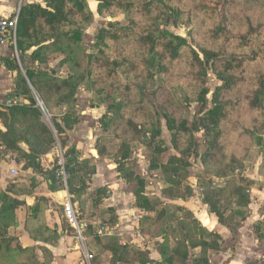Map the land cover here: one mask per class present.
<instances>
[{"label": "trees", "instance_id": "16d2710c", "mask_svg": "<svg viewBox=\"0 0 264 264\" xmlns=\"http://www.w3.org/2000/svg\"><path fill=\"white\" fill-rule=\"evenodd\" d=\"M171 0H95L96 14L99 16H112L114 13H122L127 18L126 24L108 22L99 29L93 44L94 52L85 53L87 58V69L79 72L81 68V56L77 53L82 43L83 29L93 20V14L89 10L86 0H42V3L21 5L18 15L16 51L22 71L15 60L2 59V63L9 71L17 73L14 80V94L24 101V104L3 107L0 113L8 120L5 133L0 132V141L5 150L13 154L14 159L23 163L24 169H31L34 173L41 175L47 182L51 192L65 191L64 184L58 178V158L56 157L50 168L41 166V158L56 150L59 146L64 161V170L68 174L66 189L71 197L72 205L76 204V219L80 221L83 217L82 208L86 207V201L91 200L92 209L90 213L98 210L108 195L106 188H98L88 192V183L94 174L95 166L89 159H82L79 151L74 146H67V132L78 124L75 112L76 94L80 84L90 77L91 67H107L111 65L113 70L119 66L116 61L108 62L105 51L109 43H117L124 39L132 38L137 46L146 53L142 64L146 66L147 81L151 86L154 73L163 71V62L180 60L185 50L188 51L187 59L189 66V77L195 83L196 101L199 104L196 116L188 124L186 120L177 123L176 119L166 108L154 106L151 102L153 114H150L148 124L137 125L128 120L126 127L131 131L133 138L148 148L150 153L149 169L161 171L166 188L164 195L168 200L185 201L191 196L192 189L185 186L186 193L175 190L182 186L183 179L187 177L191 164L188 159L198 158L203 165H209L217 159L221 152L220 139L222 136L221 125L226 118V108L229 102L222 100V93L230 91L239 83L240 79L235 75L236 71L244 65L242 57L229 48L219 49L202 48L199 52L190 48L186 40L166 29L169 21L178 25L180 11L171 6ZM240 0H202L195 10L200 13L219 17L218 26L211 30L212 37L218 41L227 31L228 20L226 11ZM115 13V14H116ZM140 16L144 22L138 23L135 19ZM142 24V25H141ZM263 26L254 28L249 22L247 31L238 37L239 46L249 47L253 38L261 35ZM135 29H139L137 32ZM231 47V46H230ZM30 51V52H29ZM27 52H29L27 56ZM53 52L54 56L61 57L60 66H69L65 77H57L50 71L34 70L24 67L26 62L44 63L47 60L46 53ZM27 57V59H25ZM120 63H125L123 60ZM208 73H211L219 83L211 94V107L207 108V96L210 91L207 86ZM114 72H109L113 76ZM138 85L139 91L146 90V83ZM144 97V96H143ZM188 99L185 98V101ZM53 101V102H52ZM37 102H40L43 111L51 114V127L43 121V112ZM53 103V104H52ZM53 105L56 112L51 113ZM250 109L261 110L264 108V73L258 76L256 88L251 93L248 102ZM123 102L119 100L116 104H110L107 110L114 111L113 118L102 117L100 124L107 129L115 119H121ZM164 120L167 131L171 135V144L176 155H168L167 147L160 139L161 121ZM203 135V142L198 143L195 135ZM254 143L263 147L264 136L249 133ZM25 145L27 152L23 151L21 145ZM99 156H106V149H99ZM130 150L125 141L120 144V149L112 162L115 165L117 177L126 186H131L130 192L134 197V206L143 212L140 219V231L148 230L152 224L160 225L157 232L152 234L156 237L161 234L171 235L176 240L175 250L169 253L167 250L161 252V264H174L184 262L187 257L185 241L188 240L190 247H200L202 252L219 251L221 237L214 232L204 229L193 214L187 209L176 207H165L157 210L158 200H151L145 194L144 179L133 170V164L129 161ZM220 161V160H219ZM225 161L224 164L222 162ZM223 165V166H222ZM223 168L215 170L216 178H227L233 176L235 170L240 169L235 158L226 160L221 156ZM237 166V169L236 167ZM234 182L230 188L228 199L236 201L232 209L229 205L224 206L221 199V188H208L201 194V203L206 207L207 213L213 215L216 221L226 227L233 238L237 229L249 216L248 187L254 184L252 180H244L242 184ZM225 198V197H224ZM19 203L10 199L6 194L0 192V253L8 252L10 238L7 235L8 225L14 220V211ZM93 210V211H92ZM155 214L154 219L149 218ZM180 213V216H178ZM108 220H102L100 224L113 225L116 216L112 209H103L98 216ZM62 227H70L63 217L61 207ZM262 220L252 225L251 231L256 240H264V212L261 213ZM238 219V220H234ZM90 226L84 229L90 232ZM98 235V234H97ZM105 248L111 252L110 264H151L148 254L140 249L120 246L117 242L109 240ZM178 258V260H177ZM194 264H208L205 257L194 260Z\"/></svg>", "mask_w": 264, "mask_h": 264}, {"label": "rangeland", "instance_id": "374dc122", "mask_svg": "<svg viewBox=\"0 0 264 264\" xmlns=\"http://www.w3.org/2000/svg\"><path fill=\"white\" fill-rule=\"evenodd\" d=\"M200 1L202 0H171V6L180 11L181 15L178 19V25L175 26L172 24V21H169L166 29L175 35L182 36L186 40L187 45L197 52L202 48L219 49L220 51H223L224 48H229L230 52H234L242 57L244 65L235 73L237 78L240 79L236 87L230 91L223 92L221 95L222 100L230 104L226 108V118L221 125V152L218 154L217 159L209 163V165H203L198 158L188 159L191 167L188 169L187 177L183 179L182 186L175 190L180 191V193H186L184 190L185 186H190L192 193L185 201L191 199L192 206L197 210L200 209V205H195V202L201 203V194L204 190L210 187L221 188V199H224L223 205H229L233 209L237 203L233 199H228V196L234 182L228 180L234 179L237 184H242V181L246 179L252 180L254 184H251L247 188L248 197L251 199V204L256 206L257 213H263V147L257 146L249 136V133L264 136V108L252 110L248 102L251 99V93L256 88L258 76L264 73V0H240L228 8L226 11L228 20L227 31L224 32L221 36L222 38L218 41L212 37L211 30L215 26H218L219 17L206 15L195 10V6ZM115 13L112 16H99L96 14L95 19L83 29L84 34L82 36V43L80 44L81 47L76 50L81 58L83 57L79 72L87 69L88 61L87 58H84V54L95 51L93 44L95 43V36L99 29L104 28L108 22H118L122 25L127 23V18L124 14ZM135 19L138 23L143 24L144 22L140 16H136ZM248 22L254 28L259 25H262L263 28L261 35L257 39L258 41H256V38H253L249 47H242L239 46L240 41L234 39H238V37L246 33ZM138 30L135 29L136 32ZM29 52L26 53L27 56ZM187 53L188 51L185 50L182 58L177 61H168L166 59L163 62V71L154 73L153 81L151 86H149L147 81H143L146 77V66L142 64V59L146 58V53L137 46L132 38L124 39L117 43L110 42L109 48L105 51V57L109 63L116 61L119 63V66L114 70L111 65L107 67L90 66L91 75L80 84L76 94L77 103L75 112L78 117V124L69 131L77 133L80 129H86L88 134H85L82 140H84V144L88 145L86 148L92 151L89 160L93 164L101 162L105 165L110 164L114 168L115 165L112 159L118 153L121 142L125 141L130 150L129 161L133 164V170L145 181L146 196L151 200H158L160 202L156 207L158 211L165 207H176L185 201H172L165 197L164 189L166 188V184L164 183L161 171L149 169V150L133 138L131 131L126 127V123L128 120H131L137 125L148 124L150 114L152 115L154 112L151 105L152 102L154 106L166 108L176 119L177 123L181 120H186L188 124H191L199 109V104L196 101V96L193 94L195 92V83L188 74L190 70ZM46 56L47 60L44 63L37 64L28 61L23 66L41 71L52 70L57 77H65L68 74L69 66H60L61 57L54 56L53 52H47ZM19 58L18 55V61L16 57L13 60L18 64V62L20 63ZM122 60L125 63H120ZM110 71L114 72L113 76L108 75ZM142 81L148 85L146 86L147 89L143 92L142 90L139 91L138 88V85ZM218 85L219 83L213 75L208 73L207 86L210 94L207 96V108L211 107V94ZM185 98L188 100L185 101ZM119 100L124 104V108L121 111L122 117L119 120L115 119V122H112L105 129L100 124V119L104 116L113 118L114 111L107 110V107L110 104H116ZM52 104L50 105V111L53 114V112H56V107ZM51 117V114L43 112L42 121L49 128H52ZM160 121V139L167 147L168 155H176V151L171 144V135L166 129L165 122L162 119ZM67 134L69 133L67 132ZM195 138L198 143H202L204 139L201 133L195 135ZM67 146H70L69 137ZM96 146L99 149H106V156H99L98 150L95 149ZM0 152L5 155L6 153L8 154L6 150ZM9 156L12 157L13 154L9 152ZM221 156H225L226 160L235 158L238 161L241 167L237 169V166H235L237 170L234 171L233 176L227 178L215 177V170L223 168V165L220 166ZM224 163L225 161L222 162V164ZM110 172L100 164L98 174L91 183V189L94 190L104 183V185H112ZM130 189L131 186H126L125 188L127 192H130ZM128 205L129 203L125 206ZM84 210L86 208H82V212L85 214L86 211ZM155 214L149 213V218L154 219ZM142 215L143 213L140 211H135L132 217L138 219ZM126 216L128 217L129 215ZM178 216H180V213H178ZM159 226L152 224V226L148 227V230L140 232L142 240L138 241L137 245H132L133 239L131 234H133V230L132 224L129 223V233L127 232L128 235L126 236L128 237L124 240V244L128 247H139L142 251L145 250L153 242L152 234L155 231L157 232ZM134 230L137 232L136 228ZM166 235L168 237L163 238H166L169 242L173 237L169 233ZM260 248H264V240L260 242Z\"/></svg>", "mask_w": 264, "mask_h": 264}, {"label": "crops", "instance_id": "0c3cea01", "mask_svg": "<svg viewBox=\"0 0 264 264\" xmlns=\"http://www.w3.org/2000/svg\"><path fill=\"white\" fill-rule=\"evenodd\" d=\"M87 2L95 19L96 2L95 0H87ZM34 3H42V0H0V16L10 17L21 5ZM15 57L18 61L17 51L10 44L0 46V107L8 99H16L20 104L25 103L14 94V80L17 73L9 71L2 63L4 58L12 60ZM17 65L22 71L21 64L18 62ZM3 118L0 116L3 124L1 133H5L8 126V120ZM68 133L70 146H74L80 152L82 159H89L92 151L86 148L88 145L82 140L84 135L88 134L86 129H80L77 133ZM21 148L27 152L25 145L22 144ZM54 158L53 151L44 155L40 161L41 166L50 168ZM100 164L111 171L112 185H104V183L96 188H106L108 195L94 214L90 213L91 200L86 201V210H84L86 213H83L78 223L85 224V228L88 225L91 228L90 232H85L84 228L83 239L79 240L75 228L62 227L61 207L68 192H51L48 182L41 175L34 173L31 169H24L23 163L9 156V152L6 155L0 152V192L19 203L14 211V220L7 229V235L10 238L8 252L0 253V264H110L111 252L105 248L106 243L112 240L120 246L126 245L124 240L128 237L126 235L130 228L129 223L132 224L133 230L131 243L137 245L136 243L142 240L140 219L144 214L138 219L132 217L135 211L140 210L134 206L132 193L125 190L126 185L117 177L112 165L101 162L94 164V174L91 182L88 183V192L96 190L91 189V183L98 174ZM190 200L178 206L190 211L204 229L221 237L220 249L202 252L198 246L190 247L189 241L186 240V260L174 262V264H194V260L200 257H205L208 264H264V248H260V242L254 238L251 231L252 225L261 221L262 216L261 213H257L256 206L251 204V199L247 207L249 216L237 229L235 238L226 227L216 221L213 215L207 213L202 203L195 202V205H200V209L196 210ZM127 203L129 205L125 206ZM73 207L76 213V204ZM108 208L112 209L116 216V223L112 226L107 223L100 224L102 220L107 219V214L104 217L98 216V213ZM125 208L129 211L126 212ZM98 226L104 227L106 232H101ZM166 236L161 234L153 237V242L146 249L144 248L143 252L148 254L151 264H161L163 250L169 253L175 250L176 240L172 238L168 242L166 238H163ZM136 248L139 249V247ZM140 251H142L141 248ZM86 256H91L92 260H87Z\"/></svg>", "mask_w": 264, "mask_h": 264}, {"label": "built area", "instance_id": "2783aa9c", "mask_svg": "<svg viewBox=\"0 0 264 264\" xmlns=\"http://www.w3.org/2000/svg\"><path fill=\"white\" fill-rule=\"evenodd\" d=\"M19 9L14 12V14L10 17H2L0 16V46L5 44H10L14 49L16 50V34H17V23H18V15H19ZM39 108L42 112L43 108L40 102H37ZM21 105L16 99H8L3 104H1L0 110L3 107H13ZM2 120L0 119V130H2ZM4 150V146L0 141V151ZM58 158V165H59V171L57 173L58 178L61 179L62 183L64 184L65 191L66 189V182L68 179V174L64 170V161L62 158V152L58 147H56V150L53 151ZM63 207V216L67 220L68 224L75 228L76 230V236L77 239L82 240L83 239V229L86 227L85 224H79L76 219V213L74 210V207L71 202V197L67 194V196L64 199V202L62 204ZM101 232H106V229L104 227L100 228ZM86 259L91 261V256H86Z\"/></svg>", "mask_w": 264, "mask_h": 264}, {"label": "water", "instance_id": "95a60500", "mask_svg": "<svg viewBox=\"0 0 264 264\" xmlns=\"http://www.w3.org/2000/svg\"><path fill=\"white\" fill-rule=\"evenodd\" d=\"M16 98H18V95H15Z\"/></svg>", "mask_w": 264, "mask_h": 264}]
</instances>
